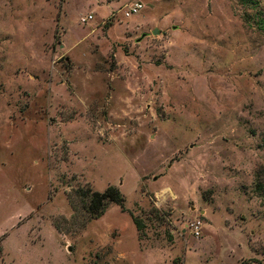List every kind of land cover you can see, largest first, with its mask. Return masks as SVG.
<instances>
[{"label":"rangeland","instance_id":"obj_1","mask_svg":"<svg viewBox=\"0 0 264 264\" xmlns=\"http://www.w3.org/2000/svg\"><path fill=\"white\" fill-rule=\"evenodd\" d=\"M109 186L127 211L91 219ZM253 257L264 0H0V264Z\"/></svg>","mask_w":264,"mask_h":264},{"label":"trees","instance_id":"obj_2","mask_svg":"<svg viewBox=\"0 0 264 264\" xmlns=\"http://www.w3.org/2000/svg\"><path fill=\"white\" fill-rule=\"evenodd\" d=\"M89 204L85 208L86 212L89 214L91 219H100L105 215L110 205L116 204L122 208L123 211H127L125 207L126 198L118 187L109 186L105 192H91L88 196ZM133 222L138 230L139 236L142 239V232L144 231V223L141 220L137 219L136 216L131 213ZM264 264L260 261L249 260L244 261L241 264H250V263Z\"/></svg>","mask_w":264,"mask_h":264},{"label":"built area","instance_id":"obj_3","mask_svg":"<svg viewBox=\"0 0 264 264\" xmlns=\"http://www.w3.org/2000/svg\"><path fill=\"white\" fill-rule=\"evenodd\" d=\"M144 8H145L144 3L140 2V1L134 2L133 4L125 7L124 15L127 18H131V17H133L135 15H138ZM92 19H93V16L90 15L88 17L82 18L81 22L82 23H87L88 21H90ZM191 226H192V234L197 239L200 238L202 233H203L202 221L201 220H197Z\"/></svg>","mask_w":264,"mask_h":264},{"label":"crops","instance_id":"obj_4","mask_svg":"<svg viewBox=\"0 0 264 264\" xmlns=\"http://www.w3.org/2000/svg\"><path fill=\"white\" fill-rule=\"evenodd\" d=\"M136 2H137V1H136ZM140 2H141V1H140ZM105 214H106V213H105ZM240 229H241V228H240ZM241 232H243V234H244V236H245L246 239L249 238V237L247 236V234H246L244 231L241 230ZM250 259H251V258H250ZM253 259H254V260H260V259L257 258V257H253ZM244 261H245V260L242 259V260H237L236 262H232V263H229V264H241V263L244 262ZM183 263H184V261H183ZM183 263H182V264H183ZM250 264H258V263L254 262V263H250Z\"/></svg>","mask_w":264,"mask_h":264},{"label":"water","instance_id":"obj_5","mask_svg":"<svg viewBox=\"0 0 264 264\" xmlns=\"http://www.w3.org/2000/svg\"><path fill=\"white\" fill-rule=\"evenodd\" d=\"M158 33H159V31H158V30H155V31H154V34H158Z\"/></svg>","mask_w":264,"mask_h":264},{"label":"bare ground","instance_id":"obj_6","mask_svg":"<svg viewBox=\"0 0 264 264\" xmlns=\"http://www.w3.org/2000/svg\"><path fill=\"white\" fill-rule=\"evenodd\" d=\"M172 195V194H171ZM163 199V198H162Z\"/></svg>","mask_w":264,"mask_h":264}]
</instances>
